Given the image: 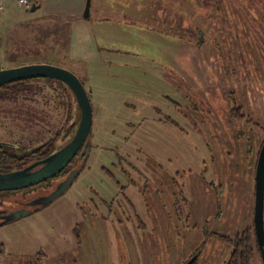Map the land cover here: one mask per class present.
I'll return each mask as SVG.
<instances>
[{"label": "rangeland", "instance_id": "374dc122", "mask_svg": "<svg viewBox=\"0 0 264 264\" xmlns=\"http://www.w3.org/2000/svg\"><path fill=\"white\" fill-rule=\"evenodd\" d=\"M7 1L0 0V36L8 39L19 25V37L29 41L43 33L47 49L31 53L25 46L17 56L19 43L5 49L0 41V70L57 66L70 54L65 69L84 82L94 122L92 151L85 163L75 162L81 173L66 192L0 227L6 250L0 264H226L241 237L250 239V264H264L254 225L264 142V16L260 51L247 26L250 17L259 26L254 1L264 0H91L88 21L49 19L41 31L31 7ZM226 18L237 29L229 44L220 31ZM184 28L190 39L199 33L204 46L197 48V38L187 42ZM66 29L71 50L59 40ZM215 40L230 49H216ZM8 92L0 97V141L39 146L68 122L70 93L58 82L30 81ZM238 106L244 119L231 117ZM141 155L149 164L138 162ZM54 184L43 183L40 195ZM37 192L0 195L4 207L23 212L25 195Z\"/></svg>", "mask_w": 264, "mask_h": 264}, {"label": "water", "instance_id": "95a60500", "mask_svg": "<svg viewBox=\"0 0 264 264\" xmlns=\"http://www.w3.org/2000/svg\"><path fill=\"white\" fill-rule=\"evenodd\" d=\"M91 0H87L84 17L90 16ZM35 8H33V11ZM54 79L63 83L77 101L80 112V123L74 137L66 145L50 157L41 162L35 163L20 173H13L0 176V191H12L32 187L39 183L54 178L61 173L82 150L80 158L87 161L90 153V135L92 133L94 113L91 99L81 80L71 71L46 64H29L11 69L0 70V87L18 82ZM5 144V143H3ZM42 144L38 149H42ZM80 173L79 169L72 171L69 176L51 193L42 204H47L61 196L73 184ZM255 216L254 225L256 240L264 262V143L261 147L255 176ZM29 214V211L16 212L15 218ZM190 261L187 264H193Z\"/></svg>", "mask_w": 264, "mask_h": 264}, {"label": "trees", "instance_id": "16d2710c", "mask_svg": "<svg viewBox=\"0 0 264 264\" xmlns=\"http://www.w3.org/2000/svg\"><path fill=\"white\" fill-rule=\"evenodd\" d=\"M222 1L224 2V4H229L230 3V0H222ZM233 1H237L241 5H244V2H242L241 0H233ZM231 2H232V0H231ZM254 3L257 5V9H258L257 10L258 14L255 15V16L257 17L256 21L259 24V26L257 27V29L252 26V21L254 20V19H252V17H250L251 21L249 20V24H247V26H248L249 31L251 32V34H253L252 36H254L255 39H256L254 47H256L260 51V48H262V22H263L262 21L263 20L262 16H264V2L263 1H261V2L254 1ZM201 6H202V4H201ZM252 9H255V8H252ZM216 11L218 12L217 8H216ZM226 12L229 13V10H227ZM261 12H262V14H261ZM227 15H230V14H227ZM242 15L246 16L247 14L242 12ZM255 16H253V17H255ZM90 17H91V15L89 17H87V18L83 16V20L84 21H88L90 19ZM225 17H228V16H225ZM213 18H214V16H213ZM49 19L51 20L49 22H54L55 20L58 19L60 21L67 22V23L70 24L69 21H65L64 19L62 20L61 18H58V17H55V16H53V17H44V18H40V19L35 21V23H38V26L35 28V30L36 31H38V29L40 31L43 30L42 26H41V23L42 22H48ZM226 21H227L226 22L227 24L225 26H222L220 31L223 32L222 36L224 38V42H225V38H227L226 42L229 44V43L233 42L234 40H237V39H235L234 34L232 32V31L236 32L237 29L234 30V26H233L232 22H230L228 20V18H226ZM214 23H215V25H214ZM22 25H23V28H25V24H22ZM71 25H72V23H71ZM215 26H219L218 22H213V29H216ZM244 27H246L245 24H244ZM33 28H34V26H33ZM49 28H46L45 32H48V33H51V34L54 33L52 31V29H49ZM187 30H188V28H184V33L187 32V36H186L187 37V42L190 41V43H194V42H196L198 40L200 47H197V48L199 49V48L203 47L205 42L200 40V34L198 33L196 35L197 40H196V38H191L190 39V34L191 33L189 31H187ZM240 30L241 29H239V31ZM63 32H64L63 36L61 37V39H59L63 43L62 49L64 47L66 50H71V42H72V40H69L68 37H67V34H66L68 32L67 29H66V31L63 30ZM18 34H19L18 30H15V31H11L10 37L8 39H6L5 37L0 36L1 43L2 44L5 43V49L10 45L11 42H14L15 44L19 43L20 48L18 49V51L15 50V52H17V56L19 55L18 53L20 52V50L23 49V47H25V46H26L27 49L31 50V53H34V52L39 53L34 48L47 49V47H45L39 40V37H41L43 35V33L38 34V36L36 38H34V40H32V41H29V39H27V37H26V39L23 38V37L21 38V37H19ZM51 37H52V39L53 38L55 39L56 35L52 34ZM47 38L49 39L48 35H47ZM17 41H19V42H17ZM68 41L70 43H67ZM222 41H221V44L223 43ZM27 42H29V43L27 44ZM211 43L214 44L216 49L217 48H222V47L230 49V47H231V45L227 46L228 44L227 45H223L222 44V47H220L219 46L220 42L218 40H215L214 42L212 41ZM50 48L55 49V46L51 45ZM62 49H61V53H60L61 55H63ZM28 52H30V51H28ZM66 55H68V54L64 53V55L61 58H57V61H55L54 64L57 65V66H60L62 68H66L64 66V64H65L64 62H69L70 54L67 57H64ZM257 55H259V54H257ZM72 60H70V62ZM242 61H245V59L243 58ZM82 62H83V60H79V63H82ZM244 66H245V63H244ZM30 81L58 82L60 85L64 86L67 89V91L70 93L71 112H70V115L68 114L69 115V119H68V122L66 123L65 127L61 131H59L55 137H51V138L47 139L46 141L42 142L40 145L45 144V146L42 149H38L37 148L36 149V153L34 152L35 155L36 156L39 155L38 157H41V159L42 158L46 159V158L50 157L51 155H53L54 153H56L57 151L61 150V148H63L66 145V143H68L74 137V135L76 134V131H77L78 127H79V123H80V112H79V109H78V104H77L76 99L72 95V93L69 90V88H67L63 83H61V82H59L57 80H54V79H37V80H30ZM30 81L18 82V83H14V84L1 86L0 87V93H1L0 97L8 96V93H9L8 90L11 89V88H14V87L17 88L19 86L20 87H25V84L30 82ZM82 83L85 86L84 82H82ZM88 95H89V92H88ZM89 97L91 98L90 95H89ZM241 111H242V107L241 106H238V108H234L232 110V112H231V117L233 119H237V120L244 119L245 116H244V114ZM72 120H73V122H71ZM91 135H92V133H91ZM91 135H90V146H91L90 151H92V147H93L92 146V142H91ZM4 146H7V144H3L2 142H0V169L4 168L3 166L9 165V164L13 165L14 164V160H17V162H18V161H20V160H22L24 158H29V157L33 158V154L30 153V151H28V153H30V154L24 155L23 157H21V159L18 158V157L16 159L14 157L12 158L11 155L6 154L7 148H5ZM251 147H252L251 148V152H252L254 150L252 144H251ZM135 149H136V147H135ZM81 152H82V150L79 151L77 157L81 154ZM145 154L149 155V153H147V152ZM116 156L118 157L117 160L119 162H124V159L121 157L122 156L121 153L120 154L116 153ZM141 156H143V157H138V156L136 157L138 162L140 161V162H142V164H144V162L146 160V164H149V156H145V155H141ZM77 157L72 162L73 164H75L74 163L75 161H78ZM128 157H131V155L127 154L126 156H124L126 162L129 161ZM83 159H84V157H83ZM9 161H10V163H9ZM133 167L136 168V166H133ZM79 170H80V173H81V169H79ZM103 170L106 173V175L109 176V178L111 180H113L118 185L120 184L119 179H117L114 176L113 172H110V170H108L107 168H103ZM126 173L127 172L125 170V174ZM128 176H130L129 173H127V177ZM120 187H121V195H122L121 198L128 199V197L125 194L124 187H122V186H120ZM128 201H129V199H128ZM131 207L134 208L133 203L131 204ZM249 241H250V239H248V238L246 239V237L245 238L241 237V240H238L237 242H234V245H235L234 251H233L232 255L230 256L229 261H227L226 264H250L251 263V255L249 253L250 252V243H249ZM256 242H257V240H256ZM257 245H258V243H257ZM5 253H6L5 248L3 247V245H1L0 246V255H5Z\"/></svg>", "mask_w": 264, "mask_h": 264}, {"label": "flooded vegetation", "instance_id": "af4514ba", "mask_svg": "<svg viewBox=\"0 0 264 264\" xmlns=\"http://www.w3.org/2000/svg\"><path fill=\"white\" fill-rule=\"evenodd\" d=\"M0 142L7 144V146H4L5 148H7L6 154L11 155L12 158L14 157L16 159L18 157L21 159V157H23L24 155H27L30 153L33 154V158H31V161H29V162H26V158H24L18 162H17V160H14L13 165L9 164V165L3 166L4 168L0 169V176L13 174V173H20L23 170H25L27 167L44 160L43 158L41 159V157H38L39 155L38 156L35 155L36 149L38 148V146L27 147V146H25L24 143L17 142V141H11V140H4V141H0ZM28 151H30V153H28ZM80 155L77 157V159H78V161L82 160V162H83L84 159L80 158ZM72 162L65 169H63V171L61 173L56 175L54 178L49 179L51 181V183L55 182L57 184L56 185L54 184L53 190H51V192L46 194L45 196L40 195V194H42L40 191L43 190V187L41 185L43 183L47 184V182L49 180L42 182V183H39L37 185H34L32 187L25 188V189H27V192H29L33 189H36V191H38V192L34 193L31 197H27V195H25L26 200H27L25 204L26 205L28 204V206L27 207L23 206V209H20V210H23V212L27 210V211H29L30 215L37 212L39 210V207L42 206L40 204H42L44 200H47L46 197H48L51 193H53L59 187V185L64 181L63 180V175H64L63 173H65L66 170L69 169V172L67 175V177H68L72 171L76 170L75 169L76 165L74 166V164ZM9 163H10V161H9ZM18 190H24V189H18ZM12 191H14V190H12ZM15 191H17V190H15ZM3 192H5V191H0V194L1 193L3 194ZM6 192L9 193L11 191H6ZM95 194L99 195L97 192H95ZM125 194H126V192H125ZM0 198H1L0 199V206L2 205V207H0V219H1L0 220V227H2V226L9 224V222L15 218L14 214L17 211L16 210H9L8 208L4 207L2 195H0ZM100 199H102V198L100 197ZM102 200L105 202L104 199H102ZM20 210H18V211H20ZM29 214H27V215H29ZM5 255H6V253H5ZM5 255H0V258H3ZM190 261H188L187 263H189Z\"/></svg>", "mask_w": 264, "mask_h": 264}, {"label": "crops", "instance_id": "0c3cea01", "mask_svg": "<svg viewBox=\"0 0 264 264\" xmlns=\"http://www.w3.org/2000/svg\"><path fill=\"white\" fill-rule=\"evenodd\" d=\"M10 1H12L14 5H17L20 8L23 7L19 5L18 0H8L7 2ZM29 2L31 11H33V8H35L32 14H37L38 17L44 18L55 16L61 19H65L68 17V19L74 20L73 22H77L83 21L87 0H30ZM13 11L15 12V10ZM94 11L95 9L91 4L90 15L94 14ZM11 13L13 12L11 9H9L7 15ZM16 26L17 27L15 29L17 30L19 25Z\"/></svg>", "mask_w": 264, "mask_h": 264}, {"label": "built area", "instance_id": "2783aa9c", "mask_svg": "<svg viewBox=\"0 0 264 264\" xmlns=\"http://www.w3.org/2000/svg\"><path fill=\"white\" fill-rule=\"evenodd\" d=\"M19 5L23 6L24 8H30L29 0H18Z\"/></svg>", "mask_w": 264, "mask_h": 264}]
</instances>
